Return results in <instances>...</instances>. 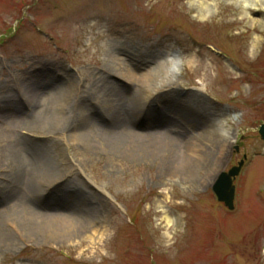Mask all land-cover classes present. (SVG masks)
<instances>
[{
	"label": "rangeland",
	"instance_id": "374dc122",
	"mask_svg": "<svg viewBox=\"0 0 264 264\" xmlns=\"http://www.w3.org/2000/svg\"><path fill=\"white\" fill-rule=\"evenodd\" d=\"M114 44L133 71L126 50L139 60L154 52L169 58L165 71L176 77L164 71L158 82L184 99L174 94L168 102L103 72ZM60 84V98L68 96L60 114L41 104L48 95L27 96ZM133 105L138 115L145 107L140 124ZM190 108L217 113L231 137L213 180L203 165L186 175L177 149L166 161L159 153L117 152L88 131V115L117 112L139 129L168 119L172 137L185 140L200 120ZM0 121V264H264V0H0ZM27 121L39 129L26 130ZM73 134L87 143L71 142ZM16 139L26 146L15 147ZM40 148V161L25 165ZM245 157L230 211L212 185ZM79 190L80 198L68 196ZM80 208L97 219L98 235L95 226L68 225Z\"/></svg>",
	"mask_w": 264,
	"mask_h": 264
},
{
	"label": "bare ground",
	"instance_id": "6f19581e",
	"mask_svg": "<svg viewBox=\"0 0 264 264\" xmlns=\"http://www.w3.org/2000/svg\"><path fill=\"white\" fill-rule=\"evenodd\" d=\"M240 3H248L252 5H257L259 0H238ZM203 6V5H202ZM202 6L197 5L195 6V9L199 11L202 9ZM253 14H258L260 15V10L256 9L252 11ZM258 12V13H256ZM255 22V21H253ZM119 45H110L109 47V52L107 54V58L109 61L108 64L105 66L101 67L100 69L108 74H115L119 75V78L121 77V82L122 84L128 88V84L125 82L126 81H132L134 82L132 85L133 87L139 88V90L142 89H152L151 91L156 93H161V96H164L165 100H174V94L180 98L184 99V94L179 91H174L172 92L171 88V83H167L165 81L158 82L159 79L161 78L160 76H163V73L165 69H167V66L171 64V60L169 58H164L162 57L161 52H154L153 55H149L147 58L139 60V59H134L136 54L133 52L131 53L130 51L126 50V52L131 56L130 59L132 58L133 60L136 61V67L135 71H133V68L130 67L131 63H125L121 62L120 58L118 57L119 55L117 54V51L119 50ZM163 59V60H162ZM120 60V61H119ZM154 64V66L151 68V70L148 73H140V69L143 65H148V64ZM131 68V69H130ZM119 73V74H118ZM166 75H169V77H176V75L173 72L165 71ZM123 78V79H122ZM135 81H138L140 83H137ZM168 81V80H166ZM110 92L112 93V96L116 97L118 101H123L125 98L123 93L120 91L109 87ZM170 88V89H169ZM166 89H169V91L166 92ZM148 92H151L149 91ZM63 92V89L61 87H56L51 91L46 92L43 87H40L35 90L29 91L27 94L28 97H34L38 96L39 94H45L48 95L47 98L48 100L43 99L41 101V104L45 107L49 105H53L55 108L53 109V114H60L56 111V109L65 103H67L65 98H68L67 95L64 96V98H60L61 93ZM67 92L69 94L72 93L71 87L68 88ZM152 92L151 95H154ZM67 93V94H68ZM68 94V95H69ZM30 100V98H29ZM116 106V105H114ZM125 106L122 104L121 108H124ZM146 107H148L146 105ZM45 109V108H44ZM150 109V108H149ZM131 113L133 115L132 121L134 119L135 115V122L140 124V122H143L142 115L145 111V107L141 106V113L138 115L135 105L133 107H130ZM209 110V109H207ZM206 109H204L205 114L201 112L199 108H190L187 109V112L191 113L192 116L198 117L200 120H195L191 128H188V132L186 133L185 140H181L180 138H174L172 137V126L171 121L166 120H157L156 121H151L145 125V129L140 130L136 125H129L125 120H120L117 112H113L112 116L107 117V116H99V118L93 117L92 115H88V126L90 129H88L89 133L93 135V138L97 142V144L101 145H106L108 147H111L113 150H118L121 148H129V149H135L140 152H150L151 154L159 153L160 155H164L163 159L166 161L169 159V157L174 154V151L176 149L178 151H181L183 155V163H184V168L186 171V175H189L190 171L196 167H201V165L206 166L210 171V173H207V176L213 180L215 176V170L222 161L225 159V149L230 143L231 137L228 134L224 133V125L222 126L221 122L219 121V116L217 113H213V115H209V111L207 112ZM151 111V110H150ZM149 111V112H150ZM99 112V111H98ZM180 112V111H179ZM46 113V112H45ZM43 112L42 114L45 115ZM100 113V112H99ZM27 114V113H26ZM147 114V113H144ZM155 113H152V115ZM188 114V115H191ZM148 116V115H146ZM156 117V115H153ZM30 117V116H29ZM111 117L114 119H118V122L113 120ZM97 119L102 120L103 124H99L97 122ZM23 120V119H22ZM25 121L23 120L22 123ZM29 124V129L26 130H31L38 128L39 126L30 124V121L26 122ZM25 124V123H24ZM204 126L206 129L202 133H195L194 130L196 127ZM138 128V129H137ZM151 130V131H150ZM32 131V130H31ZM88 133V139L90 138V134ZM76 134V135H70V141L75 143V144H81V143H87L85 140L87 139L83 135L85 134ZM22 141L16 139L14 142L15 147H22L25 145L24 139H21ZM88 143H91L88 140ZM215 143V144H214ZM218 144V146L216 145ZM26 146V145H25ZM24 147V146H23ZM34 153L37 154L35 155V158L32 157L31 160H29L27 157L24 160L25 165L28 164L30 166L36 165L35 162L40 161V157L43 153V149H34ZM212 150V151H209ZM43 161V158H41ZM46 164L42 163V166H45ZM29 181H32L29 179ZM81 190L76 191L74 193H68L69 195H73L74 198H80L81 197ZM63 205V204H62ZM70 204H66V206L69 207ZM26 207V205L24 204ZM65 209V206H64ZM71 208H67L66 210H71ZM79 213H71V219H73V222H69V226H73L75 224L76 226L74 229H81V228H94L93 235L95 236L99 234V228L97 227L96 221L97 219H91L87 216H85L84 212H82L81 208L78 209ZM35 226L37 225V222H35ZM169 223H171V220H169ZM88 226V227H87ZM97 227V228H96ZM73 230V229H69ZM102 236L104 235L103 233L101 234ZM94 236L88 237L93 239Z\"/></svg>",
	"mask_w": 264,
	"mask_h": 264
},
{
	"label": "water",
	"instance_id": "95a60500",
	"mask_svg": "<svg viewBox=\"0 0 264 264\" xmlns=\"http://www.w3.org/2000/svg\"><path fill=\"white\" fill-rule=\"evenodd\" d=\"M261 133L264 136V125L261 128ZM242 165L243 162L240 163V167L233 168L229 174L222 173L220 179L214 187L220 200L225 201L230 208L234 207L235 195V187L232 185V176L239 173Z\"/></svg>",
	"mask_w": 264,
	"mask_h": 264
}]
</instances>
